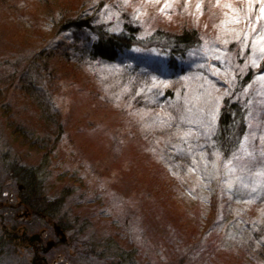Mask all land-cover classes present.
I'll return each instance as SVG.
<instances>
[{
    "label": "rangeland",
    "instance_id": "1",
    "mask_svg": "<svg viewBox=\"0 0 264 264\" xmlns=\"http://www.w3.org/2000/svg\"><path fill=\"white\" fill-rule=\"evenodd\" d=\"M99 2L97 21L135 27L142 41L155 31L193 30L199 44L184 50L178 70L158 49L142 45L123 49L112 63L87 60L79 49L77 63L32 62L34 50L58 37L79 48L77 32L56 36L61 18L93 12ZM262 9L264 0H0V237H14L0 242V264L87 261L71 259L81 242L64 230L66 239L59 240L57 217L45 220L24 207L29 190L19 169L39 177L40 203L67 192L60 215L86 225L85 234L118 242L131 252L130 264H264V240L252 235L264 220ZM28 67L24 77L36 85L30 96L18 87ZM225 100L249 113L243 146L223 164L211 157L213 176L185 167L183 179L171 174L162 148L149 150L147 132L175 121L200 150L195 140L214 128ZM208 164L207 158L203 167ZM212 186L219 188L208 192ZM34 234L43 246L54 241L45 254L37 244L45 261L33 259Z\"/></svg>",
    "mask_w": 264,
    "mask_h": 264
},
{
    "label": "trees",
    "instance_id": "2",
    "mask_svg": "<svg viewBox=\"0 0 264 264\" xmlns=\"http://www.w3.org/2000/svg\"><path fill=\"white\" fill-rule=\"evenodd\" d=\"M102 4L103 2H99L93 12L77 10L79 12L75 11L74 15H67V12H65V16L61 18L62 23L59 24L60 28H58L59 30L56 32V36L65 35L70 32L75 35L77 32L78 41H75L76 43L74 46H80L79 48L71 49L70 46L72 43L70 41L67 39H59L58 37L56 38V41L47 43L45 42L46 44L43 45V49L34 50L35 56L34 58H31L32 62L36 64L42 59L45 61V64H43L45 66L50 65V63L53 62H62L69 59L74 63H77L79 61L75 60V57H77V51L79 49L81 53L86 54L85 58H87V60L92 62L99 60L112 63L115 61L118 53L123 49H132L134 45H142L149 49H158L160 54L164 56L168 66L171 69L178 70L182 64L180 61L185 56L184 50L189 51L192 49V47H195L196 44H199L200 40L196 37V32L193 30H184L181 32V34L155 31L144 41H142L141 39H138L135 27H129L128 24L123 23L122 26H118L117 28L116 26L113 27L111 25H104L103 23L97 21L95 13L99 11ZM50 14L47 15L46 18H49V24L53 25V22L56 21L55 18H53ZM35 30L38 32H43L41 27H37ZM40 37L41 36H38L37 38ZM79 43L82 45H79ZM34 68H36V66H34ZM31 69L32 68L30 67L25 69L22 78L18 79L19 89L23 92H26L28 96L34 92L33 86H36L34 80L35 78L31 79L24 77V75L27 76L28 71ZM36 72L38 73V71ZM45 77H47V74ZM248 78L250 79V75H247L243 79V82L248 80ZM45 81L52 83L53 79H46ZM169 95L170 93L166 91L164 93V97L159 99L160 102H158L156 106L163 103L164 101L161 99H164L165 96ZM248 114L249 113L245 107L237 104L236 102L225 100L223 106L220 108L218 113H216V123L214 128L212 127L211 131L207 133L206 138H198L195 140L196 144L201 143V146H199L201 148L200 150L195 149L198 147L191 146V144H194L192 140L187 139L186 136H183L181 133H179L180 130L177 122H164L162 120L164 122L163 125L168 128L170 136H165L166 129L161 125V130L156 132H147L149 134L147 138L148 141H150L149 150L156 152L155 147L162 148V152H164L166 159L170 164V171L172 172L171 174H174L179 178L181 176L182 179L185 177L184 174L181 176L179 175L181 172H183V167L189 168L190 172L192 171L193 173L194 169H196L197 171H195V175L200 170H202L201 172H205L213 176L215 170L213 168L214 164L210 161L211 157L213 160V158L215 159L216 156H219L218 158L223 164V162L228 161L236 154L235 152H237L240 147L243 146V139L247 129ZM183 128L185 131V127ZM58 130H60L59 132H62L61 127H59ZM162 135H164V137L162 138L161 143H158L159 136L162 137ZM204 152H208L207 155H205ZM207 158L210 164L203 167L205 162H207ZM199 166H202L200 167L201 169H199ZM173 167L175 169H172ZM18 172H20L18 174H20L19 177H21L20 183L24 185L25 190L26 188L29 190L27 199H24L23 201L24 207L28 208L31 213H35V215H38L45 220H49L51 217H57V223L60 225L62 230L67 232L73 231L74 233L72 234L74 239L81 242L82 250H78V256L71 258L74 259V262H76L75 259H79L80 261H82V259L87 260L84 262V264H95L96 262H93V260H109V264H127L130 262L129 256L131 252L125 251L118 242H115L110 238L102 240L97 238L94 234L89 235L88 232L85 234L86 225L80 226L75 224L77 222L76 219L72 222L63 215H60V208L64 206V200L68 194L67 192H64L60 198L46 200L40 203L36 200V195L38 194L37 191L41 190V185L40 181H36L39 177L36 175L35 171L32 172V170L19 169ZM34 177L36 179H34ZM217 188L219 187L212 186L209 187V189H206H208V192H214V190L217 191ZM234 194L235 193H233V196ZM30 199L36 200L37 203L35 204L30 202ZM256 202L260 203V198ZM243 215L244 219H246V215L244 213ZM80 234L83 235L84 238H79ZM252 235L253 240H259V238L264 240V220L257 221L254 234ZM68 238L67 242L65 243L70 242V239L68 240ZM9 241L14 242V237H0V242L2 243ZM59 243L62 242L59 241ZM251 244L254 245V247H257V243H253L252 241ZM261 245H264L262 241Z\"/></svg>",
    "mask_w": 264,
    "mask_h": 264
},
{
    "label": "water",
    "instance_id": "3",
    "mask_svg": "<svg viewBox=\"0 0 264 264\" xmlns=\"http://www.w3.org/2000/svg\"><path fill=\"white\" fill-rule=\"evenodd\" d=\"M20 187H21V186H20ZM28 213H29V212L26 211V212H24L23 214L27 215ZM53 227H54V231H55L56 235H58V236L60 237L59 240L62 241V242H64L66 238H65V234H64L62 228H61L59 225H57V224H54ZM39 239H40V235H39V234H34V235H32L31 237H29V242H30L31 244H34V242H35V241H38ZM53 245H54V241H53V240L47 241L45 246H43V244L41 243L40 251H41L43 254H45V253H47V252L50 250V248H51ZM37 259H38V260L45 261V256L43 255V256H41V257H38Z\"/></svg>",
    "mask_w": 264,
    "mask_h": 264
},
{
    "label": "flooded vegetation",
    "instance_id": "4",
    "mask_svg": "<svg viewBox=\"0 0 264 264\" xmlns=\"http://www.w3.org/2000/svg\"><path fill=\"white\" fill-rule=\"evenodd\" d=\"M42 240H43V239H41V240L39 239V240L37 241V243H35V245H32V246L30 247V248L33 250V252L35 253L33 259H35L36 261H37L38 255H37V252H36L35 250H36V248H37V244L41 246V243L43 242ZM39 249H40V248H39ZM40 261H41V260H40Z\"/></svg>",
    "mask_w": 264,
    "mask_h": 264
},
{
    "label": "snow or ice",
    "instance_id": "5",
    "mask_svg": "<svg viewBox=\"0 0 264 264\" xmlns=\"http://www.w3.org/2000/svg\"><path fill=\"white\" fill-rule=\"evenodd\" d=\"M262 11H264V9H262Z\"/></svg>",
    "mask_w": 264,
    "mask_h": 264
}]
</instances>
